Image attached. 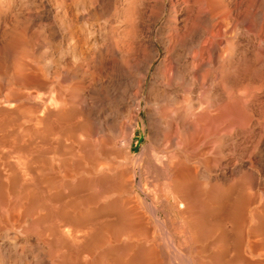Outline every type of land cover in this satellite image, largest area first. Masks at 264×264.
<instances>
[{"label":"bare ground","instance_id":"bare-ground-1","mask_svg":"<svg viewBox=\"0 0 264 264\" xmlns=\"http://www.w3.org/2000/svg\"><path fill=\"white\" fill-rule=\"evenodd\" d=\"M248 2L0 0V264H264L257 179L210 174L260 94Z\"/></svg>","mask_w":264,"mask_h":264},{"label":"rangeland","instance_id":"rangeland-1","mask_svg":"<svg viewBox=\"0 0 264 264\" xmlns=\"http://www.w3.org/2000/svg\"><path fill=\"white\" fill-rule=\"evenodd\" d=\"M239 1L241 2L242 0H235V2H234V0H232V4H234V6L239 4L238 6H240L241 10L243 9L242 10V12H243L244 8H245L244 5L246 6L248 3H250L248 1H251V0H245L246 2L243 0L242 1L243 4H240ZM242 6H243V8H242ZM242 12H241V14H242ZM241 14H240V17L242 16ZM241 18H243V16ZM239 41L242 43V46H241L242 48L239 51L238 56L239 57L240 56L241 57H243V56L249 57V52L247 54V50L245 49V48H247V45H246L247 42H246L245 38L241 37ZM242 49H245V50H242ZM241 51H243V52H241ZM243 53H244V55H243ZM240 65L237 66V69H239V70H237V72H235L240 77V79H238V85H239V82L242 81L243 78L248 79L249 78L248 76H250V75L247 73H250V74H252V77H250L251 80L249 79L250 81L248 82V80L246 79L247 80V82H246V80L243 79L242 82L244 84L248 83V86H250V83H252V85L255 84L256 86H259V84H261V86H259L260 89L256 91V93H260V94H256L253 97V99L244 103L243 106H240V105L237 106V105H235L236 103L234 102V100L232 101V103H234V105L237 106L236 107L237 109L232 104L233 106L231 105L232 109H230V114H242L243 118L245 119V121H244V123H245L244 128L245 129L241 135H237V132H235V131H232L230 133V135L228 137V144H227L228 146L226 147V149H227L226 154H228V155H225L221 166L213 167V169L211 170L213 172H210V174H212L213 177H216V176L219 177V175L221 173H224V175L221 174L220 176L226 175L225 177L229 180L235 179V177L237 176V173H235V172H237L236 171V170H238L237 167L241 164L242 169H244V170L246 169L245 171L243 170V173L245 175V178L249 177L248 182L255 177L257 179V182L259 183V186H260L259 187L258 183H257V186L260 189H258L256 186L255 189L247 188L246 190L248 192L258 191V192L263 193L264 192V102H263L264 101V92H263L264 91V78H263L264 77V68H263V70L261 68V70H259L260 72L259 71L258 72L256 71L257 73L254 72V75H253L254 70L250 69L251 67H245V65L243 64V65H241V67L244 66L243 70H242L240 68ZM247 70H248V72H247ZM239 72H241V73H239ZM243 75H245V76L243 77ZM256 75H258V76H256ZM232 77L233 78H231V82L234 83V84L232 83V86H233L232 88H236L238 85H236L237 83H236V81H234L235 77L234 76H232ZM241 77H242V79H241ZM256 83L257 84L259 83V84L257 85ZM258 95L260 98H258ZM254 98H256V99H254ZM257 100H258V102H257ZM249 102H251V103H249ZM233 107L235 109H233ZM145 112H147V111L145 109H143L141 114L146 119L147 113L145 114ZM237 141H239V142H237ZM145 144H146V132L142 131V129L139 128L137 133H136V136L134 138V146H133L134 152H140L141 151L140 149ZM239 145L241 146V150L239 148H237V147H239ZM259 152L263 156L260 155ZM222 169H224V171H222ZM250 169H252V170L250 171ZM251 172L253 173L252 175H250ZM145 176L146 175L143 174L142 183L146 182ZM256 176H258V177H256ZM138 180H140V178H138ZM259 181H261V183ZM135 189L137 191L141 190L138 185L136 186ZM261 189H262V191H261ZM230 191L233 192L234 189L232 188ZM263 222H264V217H263Z\"/></svg>","mask_w":264,"mask_h":264}]
</instances>
